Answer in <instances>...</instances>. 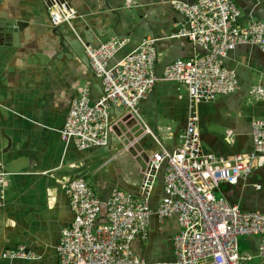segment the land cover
<instances>
[{"label": "crops", "instance_id": "1", "mask_svg": "<svg viewBox=\"0 0 264 264\" xmlns=\"http://www.w3.org/2000/svg\"><path fill=\"white\" fill-rule=\"evenodd\" d=\"M67 1L78 13L72 28L52 27L40 0H0V23L11 24L18 33L16 46L10 44L11 39L0 38V161L8 173L0 208V257L3 251L19 247L40 256L35 262L0 258V264H58L55 247L61 231L73 220L65 194L71 180L84 179L102 202L115 188L138 191L139 167L121 153L115 140L107 148L78 150L60 139L70 104L83 89L88 88L90 103L101 95L100 81L83 45L97 47L112 38L127 39L126 47L113 59L115 63L142 39L157 38V77L174 60L203 54L190 41L171 38L186 27L185 19L170 6L173 0ZM263 7L264 0H242L239 8L248 19L254 17L250 10ZM224 66L234 70L239 81V89L232 95L194 105L184 85L158 81L139 104L142 120L158 139L159 130L167 125L164 143L159 139L166 149L181 144L179 136L194 106L203 152L227 158L252 150L250 125L264 118V99H255L250 90L264 88V53L254 46H238L224 59ZM110 115L118 119L123 110L113 108ZM7 139L11 143L8 150ZM139 146L146 154L158 150L150 136L143 137ZM231 187L220 185L217 195L242 211L264 212V167ZM161 196L159 178L152 209ZM99 220L103 221V213ZM177 230L175 217L160 223L152 216L146 239L138 237L131 248L147 263H171ZM241 241L247 247L241 251L256 252L257 237Z\"/></svg>", "mask_w": 264, "mask_h": 264}, {"label": "built area", "instance_id": "2", "mask_svg": "<svg viewBox=\"0 0 264 264\" xmlns=\"http://www.w3.org/2000/svg\"><path fill=\"white\" fill-rule=\"evenodd\" d=\"M40 1L52 27L72 28L78 13L67 0ZM170 6L185 19L186 26L171 38H184L203 54L174 60L161 77L155 74L157 38L142 39L115 63L112 61L126 47L127 39L112 38L97 47L83 45L90 68L100 81L101 95L90 106L88 88L83 89L70 104L60 139L78 150L107 148L115 140L121 153L136 162L141 178L137 193L115 188L104 202L84 179L67 183L65 194L73 220L61 231L55 247L58 264H264V212L242 211L216 196L220 185L236 186L264 167V118L251 122L252 150L224 158L203 152L194 106L179 136L181 144L174 150L163 146L139 114V104L158 81L184 85L194 105L236 93L237 74L224 66V59L238 46H254L264 53V20L251 15L244 18L235 0H173ZM250 94L264 99V88L253 87ZM113 108L122 109L123 115L112 118ZM145 136L152 138L157 151L146 154L140 149ZM7 176L0 161V208ZM159 178L162 196L152 209ZM152 216L160 223L172 217L177 221L171 263H147L131 248L138 237L146 239ZM249 237L258 238L255 253L239 248L240 239ZM0 258L40 260L23 247L3 251Z\"/></svg>", "mask_w": 264, "mask_h": 264}, {"label": "water", "instance_id": "3", "mask_svg": "<svg viewBox=\"0 0 264 264\" xmlns=\"http://www.w3.org/2000/svg\"><path fill=\"white\" fill-rule=\"evenodd\" d=\"M235 2L237 3V5L239 7H242V0H235ZM252 12V14H254V17L255 15L257 16L258 19L260 20H264V7L263 8H260V9H257L256 11L254 9L250 10ZM0 38H8V39H11V43L10 44H13V46H16V40L18 38V33L15 29H13V26L11 24H8L7 26L0 23ZM93 103H90L89 105L92 106ZM7 142H8V145H7V148L6 150H8L10 148V141L7 139ZM6 152V151H4ZM224 186H226L227 188H232L231 185H228V184H223Z\"/></svg>", "mask_w": 264, "mask_h": 264}, {"label": "rangeland", "instance_id": "4", "mask_svg": "<svg viewBox=\"0 0 264 264\" xmlns=\"http://www.w3.org/2000/svg\"><path fill=\"white\" fill-rule=\"evenodd\" d=\"M167 126V125H166ZM166 126H163L160 130H159V132H158V136H159V139L164 143V141H165V132H163L164 131V129H165V127ZM169 126H171L170 124H169ZM174 128V127H173ZM216 196H217V198L219 197V195H217L216 194ZM240 250H247V247L244 245V244H242V246L240 247Z\"/></svg>", "mask_w": 264, "mask_h": 264}, {"label": "trees", "instance_id": "5", "mask_svg": "<svg viewBox=\"0 0 264 264\" xmlns=\"http://www.w3.org/2000/svg\"><path fill=\"white\" fill-rule=\"evenodd\" d=\"M242 244H243V242L241 241V242H240V244H239V246L241 247V246H242Z\"/></svg>", "mask_w": 264, "mask_h": 264}]
</instances>
